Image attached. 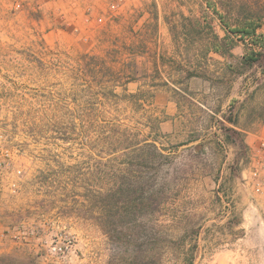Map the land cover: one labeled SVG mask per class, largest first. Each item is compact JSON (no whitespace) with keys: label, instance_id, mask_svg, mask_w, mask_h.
Wrapping results in <instances>:
<instances>
[{"label":"rangeland","instance_id":"374dc122","mask_svg":"<svg viewBox=\"0 0 264 264\" xmlns=\"http://www.w3.org/2000/svg\"><path fill=\"white\" fill-rule=\"evenodd\" d=\"M54 1L0 0V264H264V65L203 59L264 0Z\"/></svg>","mask_w":264,"mask_h":264},{"label":"trees","instance_id":"16d2710c","mask_svg":"<svg viewBox=\"0 0 264 264\" xmlns=\"http://www.w3.org/2000/svg\"><path fill=\"white\" fill-rule=\"evenodd\" d=\"M214 11L218 15L223 25L225 35L220 36L218 33L212 30L213 36L209 41V44H207L203 50V59L210 58V54L213 52L221 55L222 57L234 56L233 49L237 45V42L241 41L246 43L247 48L240 58L239 68L229 64V69L237 70L238 73L243 74L245 70L252 69L255 66L264 65V34L259 33L264 20V6H257L256 8L252 9L247 15L241 17V19H239L234 25H230L229 22H227L223 12H219L217 10ZM236 36L237 40L234 38ZM118 48L120 50H117V54L118 52L121 54L120 51H123L124 49H121L120 47ZM111 53L112 52H108L106 55L109 57V59L111 58L110 56H112ZM191 74L199 76L196 74V72H191ZM133 80L134 78L128 77L127 83H130ZM226 120L233 123L234 125H237L236 118L230 117L226 118ZM225 131H230L237 135L240 133L234 128H225ZM226 137L229 141L231 140V135L227 134ZM194 259V254L189 258H185L186 264H193Z\"/></svg>","mask_w":264,"mask_h":264},{"label":"built area","instance_id":"2783aa9c","mask_svg":"<svg viewBox=\"0 0 264 264\" xmlns=\"http://www.w3.org/2000/svg\"><path fill=\"white\" fill-rule=\"evenodd\" d=\"M47 1V0H43ZM21 3H16L15 11L21 8ZM6 161L4 164L0 162V171L3 166L9 165L10 153L6 152ZM8 160V161H7ZM245 184L255 199L264 208V136L260 135L256 144L250 146L249 149V162L247 166V174L244 176ZM16 187V184H11ZM1 186V183H0ZM26 233V232H25ZM28 237L26 236L25 239ZM28 243V241H26ZM74 239L70 236L63 238H55L47 244V248L51 254L65 257L73 249Z\"/></svg>","mask_w":264,"mask_h":264},{"label":"crops","instance_id":"0c3cea01","mask_svg":"<svg viewBox=\"0 0 264 264\" xmlns=\"http://www.w3.org/2000/svg\"><path fill=\"white\" fill-rule=\"evenodd\" d=\"M66 1L68 2V1H70V0H56V1H54V3H56L57 5H62V7L63 8H67L68 7V3H66ZM86 1H88V2H90V4H92V5H95V6H97V2H96V0H86ZM82 2H84V3H82ZM86 2H85V0L84 1H81V4H85ZM95 12H97V11H94V13H92L91 15L93 16V21H96V23L98 22V21H103L104 22V19H105V16H106V12H104V14H101L100 12H97V13H95ZM95 14V15H94ZM103 15V16H102ZM186 15V14H185ZM101 17H102V19H101ZM125 18V17H124ZM124 18H122V19H120L119 20V22H120V25H122V23L124 22H122V20L124 19ZM101 19V20H100ZM149 23L146 25V24H144L146 27H148V28H150V29H148V31H150L151 30V28L152 27H154V28H156L157 29V22L155 23V24H152V20L151 19H149ZM109 22V21H108ZM119 22H118V24H119ZM110 24V27H111V24L112 23H109ZM124 25V24H123ZM129 25V24H128ZM130 29V28H129ZM155 29V30H156ZM124 31V30H123Z\"/></svg>","mask_w":264,"mask_h":264}]
</instances>
